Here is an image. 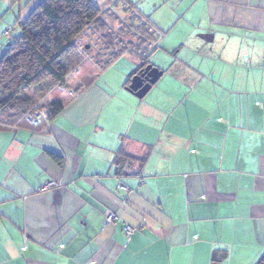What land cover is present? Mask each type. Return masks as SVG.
Listing matches in <instances>:
<instances>
[{
    "label": "crops",
    "instance_id": "crops-1",
    "mask_svg": "<svg viewBox=\"0 0 264 264\" xmlns=\"http://www.w3.org/2000/svg\"><path fill=\"white\" fill-rule=\"evenodd\" d=\"M43 1L0 0V62ZM99 1L116 42L84 38L62 113L0 119V264H258L264 0Z\"/></svg>",
    "mask_w": 264,
    "mask_h": 264
},
{
    "label": "trees",
    "instance_id": "trees-1",
    "mask_svg": "<svg viewBox=\"0 0 264 264\" xmlns=\"http://www.w3.org/2000/svg\"><path fill=\"white\" fill-rule=\"evenodd\" d=\"M105 14L96 0H44L26 20L19 21V35L0 62V117L9 123L43 112L51 120L58 117L64 107L56 96L69 86L75 67L81 64L82 56L77 53L85 34L91 30L107 44L116 42ZM40 103L46 111L29 114ZM54 159L61 163L58 157ZM134 160L124 151L119 153V171L125 173ZM226 258L215 255L213 263L223 264ZM258 264H264V257Z\"/></svg>",
    "mask_w": 264,
    "mask_h": 264
},
{
    "label": "water",
    "instance_id": "water-1",
    "mask_svg": "<svg viewBox=\"0 0 264 264\" xmlns=\"http://www.w3.org/2000/svg\"><path fill=\"white\" fill-rule=\"evenodd\" d=\"M144 71V73L143 71H141V73H143L142 76L136 74L133 77L132 83L130 85V91L133 92L135 96L139 99L144 98L152 89V87L163 76V72H161L158 68L152 65L147 66ZM148 72H150L149 76L147 78H144V76Z\"/></svg>",
    "mask_w": 264,
    "mask_h": 264
},
{
    "label": "built area",
    "instance_id": "built-area-1",
    "mask_svg": "<svg viewBox=\"0 0 264 264\" xmlns=\"http://www.w3.org/2000/svg\"><path fill=\"white\" fill-rule=\"evenodd\" d=\"M7 34H9V33H7ZM44 118H47V114L45 112L35 114L33 117H31V120H33L34 122H38L39 120L44 119ZM57 186H59L58 183H56V182H49L47 185H45L43 187V190H52L53 188H55ZM125 190H127V189H125ZM115 221H116L115 214H113V213H107L106 223L107 224H111V223H113ZM126 232H127V234L129 236H132L135 233V229H133L131 227H128L126 229Z\"/></svg>",
    "mask_w": 264,
    "mask_h": 264
},
{
    "label": "rangeland",
    "instance_id": "rangeland-1",
    "mask_svg": "<svg viewBox=\"0 0 264 264\" xmlns=\"http://www.w3.org/2000/svg\"><path fill=\"white\" fill-rule=\"evenodd\" d=\"M96 2H97L99 5L103 6V5H102V2H100L99 0H96ZM90 31H91V30H90ZM90 31H88L87 34H85V36H87L88 34H90ZM86 40H87V39H84V40L81 41V43H80V45L82 46L81 52H82L83 55H86L87 57L90 58L91 55H89V53H86V52L84 51V50H86V49H84L83 46H84L85 43H87V44L89 43V45L91 46V43H92L93 40L91 39V37H89L87 41H86ZM91 57H92V56H91ZM78 67H79V65H77V66L75 67V69H74V71H73L74 74L77 73ZM49 98H50V97L46 98V99L44 100V103H45L46 101L50 100ZM41 103H43V101H42ZM41 103H40L39 105H37V106H36V107H35V108H34L29 114H32V113H34V112H38V111H42V112H43V111H46L45 108H41V106L43 105V104H41ZM29 114H28V115H29ZM26 117H27V116H26ZM0 119L3 120L5 123H7L6 120L2 119L1 117H0Z\"/></svg>",
    "mask_w": 264,
    "mask_h": 264
},
{
    "label": "flooded vegetation",
    "instance_id": "flooded-vegetation-1",
    "mask_svg": "<svg viewBox=\"0 0 264 264\" xmlns=\"http://www.w3.org/2000/svg\"><path fill=\"white\" fill-rule=\"evenodd\" d=\"M145 68L146 67H144V68H142V69H140L138 72H137V74H139V75H141L142 76V74L145 72L144 70H145ZM141 71H143V73H141ZM149 74H150V72H148L145 76H144V78H147L148 76H149Z\"/></svg>",
    "mask_w": 264,
    "mask_h": 264
}]
</instances>
